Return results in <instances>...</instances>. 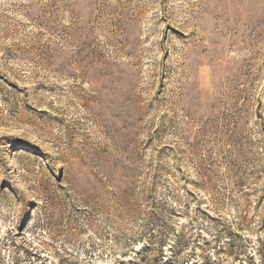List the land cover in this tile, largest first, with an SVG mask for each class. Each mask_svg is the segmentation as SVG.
Returning a JSON list of instances; mask_svg holds the SVG:
<instances>
[{
	"label": "rangeland",
	"instance_id": "obj_1",
	"mask_svg": "<svg viewBox=\"0 0 264 264\" xmlns=\"http://www.w3.org/2000/svg\"><path fill=\"white\" fill-rule=\"evenodd\" d=\"M0 264H264V0H0Z\"/></svg>",
	"mask_w": 264,
	"mask_h": 264
}]
</instances>
